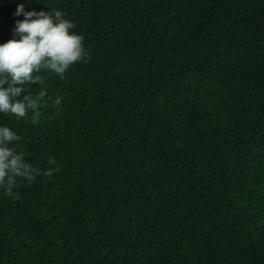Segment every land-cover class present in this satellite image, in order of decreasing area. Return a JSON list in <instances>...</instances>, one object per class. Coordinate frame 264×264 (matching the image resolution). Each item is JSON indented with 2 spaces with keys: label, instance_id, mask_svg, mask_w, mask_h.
Here are the masks:
<instances>
[{
  "label": "trees",
  "instance_id": "obj_1",
  "mask_svg": "<svg viewBox=\"0 0 264 264\" xmlns=\"http://www.w3.org/2000/svg\"><path fill=\"white\" fill-rule=\"evenodd\" d=\"M18 4L88 56L30 86L38 123L0 113L41 172L0 188V264H264V0H0V43Z\"/></svg>",
  "mask_w": 264,
  "mask_h": 264
},
{
  "label": "clouds",
  "instance_id": "obj_2",
  "mask_svg": "<svg viewBox=\"0 0 264 264\" xmlns=\"http://www.w3.org/2000/svg\"><path fill=\"white\" fill-rule=\"evenodd\" d=\"M21 14L24 19L15 22V36L0 43V113L21 119L31 111V122L36 124L46 91L32 95L30 86L45 84L42 70L63 78L68 68L85 60L88 53L83 37L71 31L75 25L63 18L61 11H24L23 4H18L14 15ZM54 103L59 106L61 99L57 97ZM20 139L9 127L0 126V188L9 196L13 195L17 178L31 183L41 174L25 162L22 153L9 146ZM49 163L55 164V160ZM53 171L43 175L50 178Z\"/></svg>",
  "mask_w": 264,
  "mask_h": 264
},
{
  "label": "rangeland",
  "instance_id": "obj_3",
  "mask_svg": "<svg viewBox=\"0 0 264 264\" xmlns=\"http://www.w3.org/2000/svg\"><path fill=\"white\" fill-rule=\"evenodd\" d=\"M104 64V74L111 76H119L122 74H127L129 72H133L135 70L143 71L144 65L141 64V62H131L130 60L124 59L123 63L121 65H115L113 67H110L109 61H106V59L103 60Z\"/></svg>",
  "mask_w": 264,
  "mask_h": 264
}]
</instances>
